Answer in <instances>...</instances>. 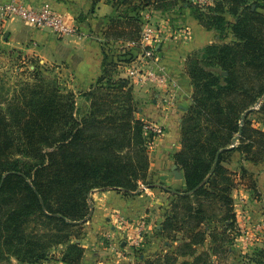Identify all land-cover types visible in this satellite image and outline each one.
I'll list each match as a JSON object with an SVG mask.
<instances>
[{
    "label": "trees",
    "instance_id": "obj_1",
    "mask_svg": "<svg viewBox=\"0 0 264 264\" xmlns=\"http://www.w3.org/2000/svg\"><path fill=\"white\" fill-rule=\"evenodd\" d=\"M100 1L93 0L94 7ZM109 1L117 15L102 34V74L81 94L89 101L83 115L77 94L44 75L42 65L0 101V264H12L13 257L20 264H80L91 192L129 194L148 177L155 134L145 131L133 88L119 72L137 54L126 44L138 41L143 12H166L187 0ZM193 9L220 35L230 26L234 40L209 44L186 60L194 92L174 155L186 189L174 194L163 229L168 235L186 232L189 240L144 264H210L209 251L195 256L207 235L214 251L227 250L239 232L232 197L236 175L224 163L235 151L264 161V130L250 118L255 111L264 114V0H218L209 12ZM189 256L195 257L179 262ZM249 260L264 264V247Z\"/></svg>",
    "mask_w": 264,
    "mask_h": 264
},
{
    "label": "crops",
    "instance_id": "obj_2",
    "mask_svg": "<svg viewBox=\"0 0 264 264\" xmlns=\"http://www.w3.org/2000/svg\"><path fill=\"white\" fill-rule=\"evenodd\" d=\"M16 1L31 7L48 5L76 32L60 35L50 28L11 17L0 33V46L45 67L55 66L61 76H70V87L78 101V95L89 91L102 74V34L110 19L117 15V8L109 0H101L95 7L93 0H0V5ZM176 12L152 11L153 20L163 33L159 60L148 66V74H141L143 78L130 81L138 104L137 117L153 119L162 128V133L155 135L149 145L148 177L140 183L138 191L129 194L119 189L91 192V211L79 240L84 247L80 264H144L146 260L172 253L184 239L189 240L186 232L168 235L163 229L174 194L186 189L184 171L174 157L182 146L181 122L194 92L186 60L193 52L209 44L230 42L234 36L230 29L220 35L206 28L194 15L192 1ZM161 17H167L168 21ZM226 18L234 19L228 13ZM129 43L126 45L130 46ZM115 46L121 47V43ZM119 76L126 78V70L120 68ZM86 102L88 108L89 101ZM224 164L236 175L232 197L239 234L227 250L218 252L212 249L216 243L207 235L204 244L197 246L195 256L209 251L210 264H255L246 256L264 247V226L256 229L264 224V161L252 162L235 151ZM195 256L180 257L179 262L193 260ZM11 260L12 264H20L14 257ZM45 263L67 264L56 259Z\"/></svg>",
    "mask_w": 264,
    "mask_h": 264
},
{
    "label": "built area",
    "instance_id": "obj_3",
    "mask_svg": "<svg viewBox=\"0 0 264 264\" xmlns=\"http://www.w3.org/2000/svg\"><path fill=\"white\" fill-rule=\"evenodd\" d=\"M11 17H17L37 27H47L60 35H68L76 32L74 26L69 25L62 15L52 10L48 5L43 7H31L27 4L16 1L8 4L0 5V33L4 28L6 20ZM142 28L140 37L137 42L129 43L132 47L140 51L129 62L123 63L121 68L126 70L127 79L134 81L136 78H143L141 74H148V68L152 63L159 60V46L163 41V33L160 26L153 20L150 10L143 12ZM2 35V34H1ZM149 66V67H148ZM145 131L159 135L162 133L160 125L145 123ZM264 224L257 225L256 229L261 230ZM41 264H46L45 261Z\"/></svg>",
    "mask_w": 264,
    "mask_h": 264
},
{
    "label": "rangeland",
    "instance_id": "obj_4",
    "mask_svg": "<svg viewBox=\"0 0 264 264\" xmlns=\"http://www.w3.org/2000/svg\"><path fill=\"white\" fill-rule=\"evenodd\" d=\"M192 1V11H194L193 6L196 7L199 11L202 12H209L210 8H214L218 0H187L186 2H181L174 8L166 11V13L171 11H178L180 8L183 9L184 4H188ZM150 11L153 13L158 11L155 9H150ZM162 12V11H161ZM152 13V15H154ZM165 19V21H168L166 19L167 17H161ZM235 19H233L234 21ZM230 21V22H233ZM157 24V23H156ZM231 27L229 26L227 30ZM226 32L223 33V35ZM220 34V33H219ZM231 37H229V40ZM232 41V40H231ZM32 59L24 57L22 55H19V53H12L11 51H8L7 49H4L3 46H0V101L4 102L5 99H10L12 95L19 89L20 85L24 83V81H29L31 79V74L36 65H42L40 63H34L35 61H31ZM41 69L42 73L49 78L57 77L59 78L61 85L65 87L66 89H70L73 91V89L70 87V84H72V79L70 76H61L60 71L55 66H49L47 67L42 65ZM225 74V73H224ZM227 74V72H226ZM225 74V75H226ZM5 105V104H4ZM86 106H88L86 102V98L78 95V101H77V107H78V115H83L87 109ZM259 108L260 106L257 105ZM254 115V114H251ZM252 121L254 122L255 126L261 128L264 130V114L263 115H254L250 116ZM145 123H152L153 125H161L160 123L156 122L153 119H144ZM237 231L238 227H237ZM247 260H249V255L246 256Z\"/></svg>",
    "mask_w": 264,
    "mask_h": 264
},
{
    "label": "water",
    "instance_id": "obj_5",
    "mask_svg": "<svg viewBox=\"0 0 264 264\" xmlns=\"http://www.w3.org/2000/svg\"><path fill=\"white\" fill-rule=\"evenodd\" d=\"M224 73L226 74V72H224ZM236 141H237V138H235V139H234L233 143L235 144V143H236Z\"/></svg>",
    "mask_w": 264,
    "mask_h": 264
}]
</instances>
